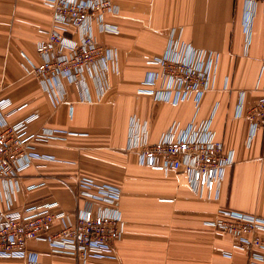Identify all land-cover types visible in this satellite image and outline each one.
Instances as JSON below:
<instances>
[{
	"label": "crops",
	"instance_id": "0c3cea01",
	"mask_svg": "<svg viewBox=\"0 0 264 264\" xmlns=\"http://www.w3.org/2000/svg\"><path fill=\"white\" fill-rule=\"evenodd\" d=\"M113 2L118 14L106 20L118 31L103 32L93 24L97 41L114 53L108 88L96 66L91 72L100 75L99 82L87 71L82 80L49 90L27 67L41 62L37 46L47 38L52 10L43 0H0V100L18 109L8 119L16 123L31 117L29 133L64 131L58 134L61 139L37 147L55 160H40L24 171L14 207L56 201L59 210L73 212L80 176L116 185L122 194L125 228L117 259L77 260L52 254L43 242H30L29 248L38 252L39 264H258L251 261L250 249L234 247V236L205 222L215 220L220 209L264 217V128L250 138L247 116L264 95L263 6H255L248 35L244 20L251 7L246 0ZM172 31L181 32L183 42L219 56L215 87L197 111L198 120L212 115L216 139L234 152L218 195L197 193L184 174L141 165L137 154L127 151L134 123L147 129L153 143L173 124L186 126L196 115L192 101L170 104L138 92L155 69L150 60L165 52ZM0 208H6L4 197ZM0 264L28 263L0 258Z\"/></svg>",
	"mask_w": 264,
	"mask_h": 264
},
{
	"label": "built area",
	"instance_id": "2783aa9c",
	"mask_svg": "<svg viewBox=\"0 0 264 264\" xmlns=\"http://www.w3.org/2000/svg\"><path fill=\"white\" fill-rule=\"evenodd\" d=\"M52 10V26L47 38L37 46L39 64H29L27 72L40 79L46 89L78 82L87 71L96 81L101 77L100 66L107 81L114 53L112 48L97 41L93 24L103 32L116 33V26L107 22L108 15L116 16L113 0H43ZM251 8L245 13V27L250 35L255 6L264 0H246ZM73 28L74 33L70 32ZM219 56L212 51L194 47L181 40V32L172 31L163 54L150 60L155 66L143 79L138 90L155 101L179 104L192 101L196 115L186 125H172L156 142L148 141L144 127L134 123L129 132L127 151L135 152L141 165L184 174L189 186L197 193L218 195L226 169L234 163V152L226 150L217 140L212 127L213 117L198 120L197 111L207 92L215 87ZM226 81L225 86L227 87ZM264 92V84H262ZM104 93V92H103ZM102 93V94H103ZM60 101L64 98L60 96ZM90 101V100H89ZM241 114L242 106H239ZM18 109L11 108L7 99L0 100V258L25 260L39 264V254L29 248L30 242H43L52 254L77 260H115L117 242L124 234L125 224L119 208L121 190L118 186L97 182L80 176L76 184V209L59 210L56 201L38 202L15 208L14 199L21 190L26 169L38 161L55 160L39 153L37 147L61 139L63 130L42 129L29 133L31 117L12 123L9 117ZM251 121L250 138L264 128V95L247 111ZM40 184L29 185L27 191ZM215 220L206 226L236 238L238 249H250L251 261H264V217L232 209H220ZM230 255V254H228Z\"/></svg>",
	"mask_w": 264,
	"mask_h": 264
}]
</instances>
